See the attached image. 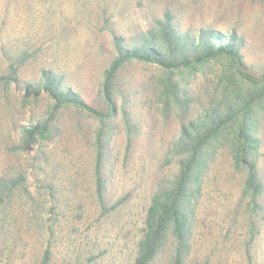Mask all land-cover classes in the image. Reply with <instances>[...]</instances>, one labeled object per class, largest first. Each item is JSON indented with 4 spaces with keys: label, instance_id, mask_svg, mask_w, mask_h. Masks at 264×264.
Listing matches in <instances>:
<instances>
[{
    "label": "rangeland",
    "instance_id": "obj_1",
    "mask_svg": "<svg viewBox=\"0 0 264 264\" xmlns=\"http://www.w3.org/2000/svg\"><path fill=\"white\" fill-rule=\"evenodd\" d=\"M167 4L186 26L242 34L244 62L254 71L264 65V0H0V57L4 47H27L31 56L19 79L33 78L41 68H51L64 73L81 95L94 99L102 72L113 57V34L145 30L150 19L159 16ZM224 63L220 58L211 59L188 80L194 97L192 113L216 87ZM160 72L159 66L143 61L122 70L124 87L132 89L128 103L139 123L126 151L127 134L120 111L112 119L107 197L111 202L126 193L130 197L106 217H99L90 178L96 123L73 109L56 108L45 94L25 101L15 84L0 91V174L12 164L26 168L28 188L38 202L32 209L40 213L36 218H23L4 242L0 240V264H35L36 255L45 245L51 247L58 261L132 263L150 194L160 177L176 170L175 163L161 168V160L178 133L177 119L174 112L164 118L150 106L156 104L153 90L155 75ZM32 116L52 117L50 123L60 120L62 134L22 146L20 126L28 125ZM262 130L264 133V127ZM11 143L21 147L12 152ZM39 151L49 155L42 170L35 160ZM213 155L197 199L194 248L202 258L210 256L221 264H245L242 239L246 228L242 215L235 214L242 174L234 169L222 147ZM35 172H40L38 178L56 181L61 202L57 216L49 210L41 212L43 205L52 207L56 200L47 194L44 183L36 180ZM50 225L53 235L46 228ZM252 250L256 264H264V229Z\"/></svg>",
    "mask_w": 264,
    "mask_h": 264
},
{
    "label": "trees",
    "instance_id": "obj_2",
    "mask_svg": "<svg viewBox=\"0 0 264 264\" xmlns=\"http://www.w3.org/2000/svg\"><path fill=\"white\" fill-rule=\"evenodd\" d=\"M112 44L113 57L102 72L94 99L81 95L67 82L64 73L51 68H41L33 78L19 79L31 56L27 47L19 45L1 50L0 91L5 92L15 84L25 101L45 94L56 108L73 109L96 123L90 149V178L99 217H106L130 197L126 193L113 202L107 197L112 170V119L120 111L127 134L126 151L139 123L128 103L132 89L124 87L122 70L135 61L159 66L161 72L155 75L153 90L156 104L150 106L164 118L174 112L177 119L178 133L161 160V168L175 163L176 170L160 177L150 194L131 264H221L210 256L202 258L194 248L197 199L203 179L211 169L213 154L220 147L231 159L234 169L242 174L235 214L242 215L246 228L242 239L245 264H256L252 249L264 229V65L254 71L244 62L242 34L235 30L225 33L213 27L186 26L169 4L159 16L150 19L145 30L130 35L114 33ZM219 58L225 63L217 85L207 93L194 114L191 110L194 97L187 86L188 80L207 61ZM151 98H147L149 102ZM51 118L32 116L28 125H21V145L62 134L63 124L58 119L50 123ZM21 145L11 143L10 148L15 152ZM35 160L39 170L45 169L49 155L39 151ZM39 173H34L36 180L43 182L48 188L47 194L56 200L52 207L43 205L41 212L49 210L57 216L56 208L61 202L56 195V181L38 178ZM27 176L28 170L20 164H12L0 174V240L3 242L19 221L40 214L36 208L32 209L33 203L38 202L28 188ZM46 228L54 234L52 225ZM34 262L73 264L56 260L49 245L38 252Z\"/></svg>",
    "mask_w": 264,
    "mask_h": 264
}]
</instances>
